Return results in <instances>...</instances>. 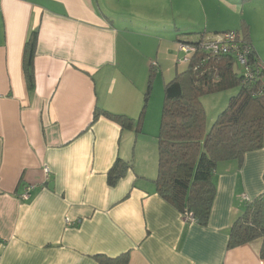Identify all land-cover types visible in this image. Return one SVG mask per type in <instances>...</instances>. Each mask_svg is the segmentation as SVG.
<instances>
[{
  "label": "crops",
  "instance_id": "crops-1",
  "mask_svg": "<svg viewBox=\"0 0 264 264\" xmlns=\"http://www.w3.org/2000/svg\"><path fill=\"white\" fill-rule=\"evenodd\" d=\"M192 6L206 20L213 7L212 25L186 21ZM226 31L246 36L254 65H264V0H0V264H97L125 253L128 264H264L261 240L228 246L245 201L264 194V139L242 161L217 163L201 225L159 197L154 157H137L134 126L94 119L97 109L137 119L144 75L129 80L128 56L143 66L155 58L158 68L174 43ZM117 159L131 167L110 187Z\"/></svg>",
  "mask_w": 264,
  "mask_h": 264
},
{
  "label": "trees",
  "instance_id": "trees-1",
  "mask_svg": "<svg viewBox=\"0 0 264 264\" xmlns=\"http://www.w3.org/2000/svg\"><path fill=\"white\" fill-rule=\"evenodd\" d=\"M36 42L37 31H32L24 46L22 62L28 91L35 86ZM253 54L250 63L254 66L255 75L249 83H241L243 70L234 57L197 54L183 72L175 74L163 86L157 136V176L154 181L156 192L184 219L191 215L194 223L206 225L209 219L216 192L213 177L217 163L240 162L245 154L263 146V72H257ZM156 69V64L151 66L143 106L136 120L98 109L94 119L102 115L122 129L134 126L135 132L141 131L139 126L148 105ZM231 88L238 89L236 95L229 98L225 109L206 131V113L201 99ZM260 90L262 93L258 94ZM130 167V164L117 159L107 173L108 185L115 186ZM255 240H261L260 256L264 258V194L246 203L243 213L230 228L228 246L233 248ZM95 260L97 264H128L129 254L115 258L97 256Z\"/></svg>",
  "mask_w": 264,
  "mask_h": 264
},
{
  "label": "rangeland",
  "instance_id": "rangeland-1",
  "mask_svg": "<svg viewBox=\"0 0 264 264\" xmlns=\"http://www.w3.org/2000/svg\"><path fill=\"white\" fill-rule=\"evenodd\" d=\"M194 3H192L193 5ZM209 6H207L208 10ZM197 10V12H196ZM200 10L199 8H191V12L189 17H187L190 22L192 21L193 23L199 25L200 27L206 26H211L213 23L212 18H214L216 11L212 7V11L208 19L206 20L204 18V15L199 13ZM131 44H138L136 41L129 40ZM130 48V46L128 47ZM168 56V60L166 57L162 58L159 61V66L156 71L154 76L152 77V87H151V92L149 95V101L147 108L144 113V117L142 120L141 125L139 126V129L141 131L135 132L136 137L138 136V140H140L137 148L136 149V154L137 157L145 156L148 158H153L154 161V166L153 169L156 171L157 168V136H158V131L160 127V119H161V109H162V102H163V86L165 83H168L173 75L176 73H179V71H183L186 69L183 58L184 54L181 53L178 50V42L174 43V54L171 50H165ZM130 55V54H129ZM174 55V57H173ZM173 57V58H172ZM129 59V67L125 68V75L129 78V80H132L133 82H136L139 80L140 75H144V78L142 79V88L139 91V87H136L138 91L140 92L139 96L141 95L142 103L141 107L139 110V113L142 109L143 106V96L146 91L147 83L149 81V76H150V69L151 66L154 64H157L155 61V58H151L147 62V66L140 65L138 62L135 63L134 58L132 56L127 57ZM140 58V57H139ZM142 67L144 68L143 70ZM170 70L167 74L166 70ZM118 84L116 85V87ZM237 88H231L227 91H222L218 93H214L211 95L204 96L201 99L203 108L206 113V131H209L212 125L214 124L216 118L218 115L225 109L227 102L230 97L236 95L237 93ZM138 113V115H139ZM138 117V116H137ZM135 135L133 136L132 139V145H134V140H135ZM138 142V141H137ZM143 142L146 144L143 145Z\"/></svg>",
  "mask_w": 264,
  "mask_h": 264
},
{
  "label": "built area",
  "instance_id": "built-area-1",
  "mask_svg": "<svg viewBox=\"0 0 264 264\" xmlns=\"http://www.w3.org/2000/svg\"><path fill=\"white\" fill-rule=\"evenodd\" d=\"M178 50L184 54L183 62L185 66H188L192 60V57L197 54H206L210 57H221L226 55L232 56L235 58L238 66H240L243 70L241 83L246 84L254 79V66L250 63V57L253 53V49L250 43L246 40L245 36L239 32L226 31L217 33L211 38L203 39L194 45L191 43L180 42L178 43ZM258 71H262L264 73V65L257 66V72ZM261 93L262 90L258 92V94ZM49 173V168L44 167L43 174L48 177ZM28 193L29 189H26L22 195V198L26 199L28 197ZM245 202L247 203L248 200ZM184 220L186 222L194 223L191 215H188ZM74 223L75 222H72L69 219H65L66 226H74Z\"/></svg>",
  "mask_w": 264,
  "mask_h": 264
}]
</instances>
